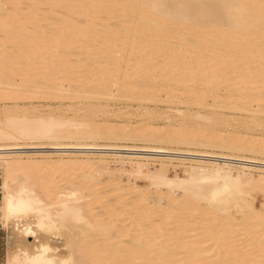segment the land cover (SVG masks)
I'll return each mask as SVG.
<instances>
[{
	"label": "bare ground",
	"instance_id": "1",
	"mask_svg": "<svg viewBox=\"0 0 264 264\" xmlns=\"http://www.w3.org/2000/svg\"><path fill=\"white\" fill-rule=\"evenodd\" d=\"M23 2L30 5V9L28 10L27 8L28 12L15 11L14 7L22 5ZM0 5L11 6L9 7L11 8L9 12H5L0 16V34H3L5 42L10 41V44H18L17 48L21 50L16 55L13 50L15 54L10 52L11 50L7 44L6 47L10 51H7L5 48L1 49L3 45L5 46V43L0 48V68L6 81H8L11 75H16L18 76L17 81L22 82L26 80L28 87L29 85H34V88L38 86L43 87L48 84L47 87L54 89L61 82L59 86L65 91L72 86L77 90L82 88L89 89L90 93L91 90L97 92L99 89V91H103L110 88V86L113 87V85L120 83L118 87L123 86V89L125 87L127 89L125 92L133 95L134 98L138 95L137 91H144L143 88H145L146 82L147 84L151 83V87L152 85L157 87L170 83L178 87L177 89L179 87L189 88L186 89L188 90L186 95L190 93L189 90L193 92L197 88L200 91L202 90L200 94H192L194 98L192 97L190 102L196 103L195 105L203 103L207 100L205 99L206 95L208 96L216 88L222 87L227 94L224 99L227 102L225 104L226 108L231 105V108L236 107L237 110L238 108L245 110L247 104L250 103L249 97L251 94H255L254 96H264V0H0ZM40 5L42 7L44 5L43 8L45 9L43 10L45 12H49L47 9L53 10L56 6L58 9L61 8L65 15L62 18L57 15L56 17H59V19L54 17L57 19V22H54L55 25L50 27V25L46 24L48 22L46 21L47 18L44 17L45 15L43 17L41 15L43 19L36 20L39 19L37 11H40ZM47 15L49 14L47 13ZM49 17L53 19L50 15ZM96 18L100 20L97 25L93 24V20ZM112 19H124L126 22L127 19H133L135 24L127 25L126 22H123L124 24L121 22L120 24V21L116 25L107 23V21ZM41 20L46 21V23L40 24ZM44 34H48V37H46L47 35L44 36ZM0 37L1 39L3 38L2 35ZM171 39L175 40L176 44L172 42L175 46L170 42ZM75 51L78 52V55H75L78 58L72 61V58L68 57L74 56ZM27 52L32 55L33 61L32 58H30L31 60L29 59L31 55ZM124 55L125 59L122 57ZM156 59L159 61H156ZM27 60L28 63L32 61L34 62L33 65L41 67V71L48 68V73L46 71L43 73L46 76L43 81L36 78L38 76L37 72L34 74L32 72L29 75L32 68L25 70L26 64H28ZM121 64H125L124 70L122 69L124 72L122 73L121 81L116 83L117 77H119L116 74ZM84 66H87V69ZM76 74H78V77H73ZM137 81L145 84L142 85L143 87L137 86ZM147 88H149L148 85L146 90ZM123 89L121 87V90ZM155 90L154 88L153 91ZM50 91L52 90L50 89ZM133 91L136 92L134 93ZM165 91L167 96V91L169 90ZM178 92L176 91L177 95H181ZM241 92L242 94L238 96L234 95V93L239 94ZM3 93L1 92L2 95L0 94V100H17L22 98L16 97L17 94L15 96L11 95V93L9 96H7L8 93L4 94V96ZM90 93L88 94L90 95ZM32 94L30 97H34ZM108 94L110 95V93ZM28 95L25 94V96ZM124 95L126 94L124 93ZM51 96L50 94L48 97ZM145 96L144 99H147L148 96ZM169 98L173 99V97ZM257 98L261 97H256V100L253 101L256 108L263 105V102H261L262 105L258 103L261 99ZM188 99L187 102H189ZM216 100H212L213 105H217ZM235 101H240V103L235 104ZM15 118L14 116L9 117L2 122L3 128L0 127V141L40 139L46 136L54 139L60 135V132L53 130L55 124L52 122H44L37 118L32 120H28L27 118H25L26 120H19ZM91 128L87 125L85 132L79 131V133H76L82 138H89V136L93 138L97 132ZM144 133L147 132L144 131ZM65 134L70 136L69 132ZM66 135L65 137H69ZM112 135L118 137L119 131L118 134L112 132ZM120 137H124V135ZM165 137H151V139H148L154 142L191 143L184 133H177L172 138ZM208 139L209 137H205L202 139L203 141L197 140L195 144L232 151L264 154V147L260 145V147H257L256 143L254 144L255 146L248 142V144L242 143V145H235L232 142H219L218 144L215 140L213 141L214 138H211L212 141ZM19 163L18 161H10L3 164V183L8 188L14 189L18 184H26L34 188L46 204L53 206L60 202L58 198L61 195L68 193L77 194L76 199L68 203L71 207L80 210L85 222L73 224L66 221L65 231L63 230V232L67 234L66 231L70 227L69 230L72 234H63L66 238L69 235L68 240L62 236L64 240H67L64 246L68 247V249H70L71 245L77 247L83 246L82 250L80 247L79 251H81L77 254L78 256L74 251L67 250L74 256L75 264H264V213L256 214L251 212L250 208V210L247 209L248 213L241 216L239 221H237L245 229L244 231L241 228L238 229L243 231H240L241 234L238 233L239 235L234 233L237 234V237H241L239 239H236V235L232 232L233 230L230 231V227L232 226L229 227L228 231H225L233 223L229 224L230 219L225 218L227 219L225 220L223 218L224 222H228L224 223L222 221L223 224L218 222L221 218L216 220L211 215L219 213L220 216V213H227L226 211L229 208L234 206L240 207L241 204H246L242 200L241 190L240 192L238 191V188L242 184V176L237 175L233 177L229 171V168H234L235 166L216 163L207 172L190 167L187 170L188 177L184 180L179 178L169 180L158 173H152L150 179L154 187H166V192L169 195L174 191H181L183 192L182 196L184 200L179 204L175 203L172 208L171 205L174 200L171 199L173 201L172 203H170L171 201L168 202V206L175 211H172L174 214L171 215L167 210L157 211V214H159L155 215V217L157 216L158 218L154 219L155 222L153 220L154 223L152 221V223H148L150 215H147V213L151 211L145 212L148 209L140 208L141 212H139V208L138 210L134 208V203L129 207V204L126 206L117 202L120 204L119 210L111 209L106 203L101 207L104 210L103 212L101 211V213L93 215V210L89 207L92 205H86L88 199L86 198V201H83L81 199L82 196L81 198L79 197V192L85 189L83 186H68L69 188L66 187V189L56 193H50L51 190L46 191L45 186L44 189L40 190L42 193L38 192L37 188L39 189L38 186L40 185H37L34 182L35 180L32 181V178L27 177V171L25 172L24 170L22 172L23 169L20 168ZM140 166L136 168L138 174ZM102 194L89 195L88 193L87 195L90 198L87 197L93 202V200H99ZM168 194L167 196L169 197ZM116 200H113V202ZM82 201L86 202V204L82 203ZM194 201H197V204L198 202L204 203L207 206L206 210L193 208L194 206L192 207L191 203ZM98 203L103 204L97 201ZM188 212H192V215L195 213L197 216L202 212L206 213L207 220L205 219V221L208 222L207 226L201 227L202 224L198 222V224H190L186 220L183 221L185 216L188 218L191 215V213L187 215ZM145 213L147 216H145ZM126 215L127 218L125 217ZM217 218L219 217L217 216ZM126 219L128 220L124 223L123 221ZM211 219H215L216 223H221L220 225L218 224L219 226L217 225L218 228H215L217 226H208L214 221ZM167 221H170V223ZM169 224L174 226V228L169 230H174L173 232L168 233V229H161L162 226L165 225L167 227L166 225ZM71 225H77L76 229L73 228V232ZM9 229L11 232L9 233L8 230L6 232H8L9 242L13 240V243H10L14 244L12 249L16 246L31 247L33 245L34 240L31 243L27 242L29 243L27 245L23 244L31 236L22 239L13 231L12 226ZM38 235L40 242H48L46 239L51 238L44 234ZM261 240H263L262 243H259L258 241ZM252 242H257V245H254ZM258 244L263 245L260 246ZM77 247L74 248L76 249ZM63 251L65 250L63 249ZM63 251L59 253L61 256L68 254L67 251Z\"/></svg>",
	"mask_w": 264,
	"mask_h": 264
},
{
	"label": "rangeland",
	"instance_id": "2",
	"mask_svg": "<svg viewBox=\"0 0 264 264\" xmlns=\"http://www.w3.org/2000/svg\"><path fill=\"white\" fill-rule=\"evenodd\" d=\"M23 3L22 5L20 4L14 7V10L22 12V13L26 12L27 8L29 10L30 5L29 4L27 5L26 2H23ZM9 7L8 5L7 7L4 5H0V12H1L0 16H2L1 14L5 12H9L11 9ZM43 7L41 6L39 8L40 11H37V17H39V19H36V20H40V18L43 19L42 17L45 15L44 17L47 18L46 21L49 24L43 20L40 21L41 22L40 24L46 23L47 25H50V27H52L55 25L54 22H57V19H55L54 17L58 15L59 17L62 18L64 17L63 15H65L63 14L64 12L61 10V8L58 9V7L56 6L53 8V10L47 9L49 10V12H45V10H43L45 8ZM47 13L51 17H53V19L50 18L49 15H47L48 16L47 17L46 16ZM59 17H56V18L59 19ZM99 18L94 19L93 24H96V25L99 24L100 22V20H98ZM132 20L127 19V22H126V20L124 19L123 20L122 19L121 20L112 19V20L107 21V23L116 25L120 21V24L121 22L122 23L126 22L127 25H133L135 23H134V20L133 22ZM0 35H2L3 37L2 39L0 37V43L3 41L0 44V48L2 44L5 43V46L3 45L1 48L2 50L3 48L7 49L9 47L11 51L9 49H7V51H10V52L14 51L16 55H18L17 52L21 51L20 48L19 50L17 48L18 44H15V45L14 43L10 44V41H8L9 43L5 42V38L3 34H0ZM46 35L44 34V36L48 37V34ZM171 40H170L171 43L174 42L176 44L174 39H171ZM174 43L172 44L175 46ZM6 44L8 47H6ZM19 47L21 46L19 45ZM14 52L13 54H15ZM77 53L78 52L75 51L74 56L72 57L69 56L68 58L70 59L72 58L71 59L72 61L77 60L78 56H75ZM122 57L123 59L126 58L125 55ZM30 58H32V55L29 56V59ZM33 59L34 58H32V61ZM158 59H156V61L160 60ZM32 61H29V63H28V60L26 61L28 63L26 65L27 66L29 65V66L28 67L26 66L25 70L26 69L30 70L32 68L30 70L31 73L28 72L29 75L32 74V72L33 74L37 72L36 74H38V76H36V78L41 79V81H43L46 78L45 74L43 73H45V71L47 72L48 68L47 69L45 68L43 71H41L40 70L41 67L39 66L37 67V65H33L34 62ZM87 66H84V67L86 68ZM120 66L121 67L119 68V70L120 69L121 70L120 71L118 70V73L116 74L119 76V77L116 76L118 78V79L116 78L117 79L116 83L121 81V76H122V73L124 72L123 70L125 68V64H121ZM0 71H1L0 72V83H1L0 84V94L1 92L2 93L5 92L3 93V95L4 94L6 95L8 93L7 96H9L11 93V95H14V96L17 94L16 97L18 96L22 97L21 99H17V100H5V99L0 100V127L3 128L2 122H4L5 119L9 117H13V116L16 117L15 119H19V120H26L25 118H27L28 120H32V119L37 118V119L43 120L44 122L48 121V122L54 123L55 127L53 128V130L60 132V135L62 133L61 136L58 135L59 137L54 138V139L53 138L50 139L48 136H46L40 139L32 138V139H15V140L0 141V182L4 181L3 164L5 162L18 161L20 162L19 163L20 168L23 169V170L21 169L22 172L24 170L25 172L27 171L28 176L27 174H25L27 177H29L30 179L32 178L31 179L32 181L35 180L34 182H36L37 185L39 184L41 187L43 186L42 188L38 186L39 187V189L37 188V190H39L38 192H41L40 190L44 189L45 186H46L45 187L46 191L51 190L50 193H53V192L56 193L58 191L66 189V187L69 188L70 186H73V185H78L79 187L83 186L85 189H83V191H80L81 193L79 192V197L81 198L82 196L81 199H83V201L84 200L86 201V198L88 199L86 201L87 204L86 202H83V201L82 203H85L87 206H89L90 204L92 205L89 207H91V209L93 210V211L91 210L93 215H97L101 213V211L103 212L104 210L101 207L104 206V204L106 203H107L106 205L109 206L111 209H116V210L120 209L119 208L120 204L118 203H121L122 205H126V206H128L129 204V207L131 204L134 203L136 205V207L134 205V208H136L137 210L139 208L138 210L139 212H141L140 208L148 209V210H145V212L151 211L147 213V215H150L149 216L150 219L147 218L149 219L148 220V223H149L151 221L153 222L154 219L156 220L158 218L157 216H156L157 218L155 217V215L159 214V213L157 214V211L159 212V211L167 210V212L171 213V215L174 214L172 212L174 210L168 206V202L171 201L170 203H172V201L174 200L171 205L173 208V205H175V203L179 204L180 202L184 200L182 196L183 192L181 191H174L169 195L166 192L167 191L166 187H163V186L154 187L150 179V175L152 173H158L159 175L169 180H173L175 178L184 180V179H187L188 177L187 170L190 167L199 169V171L207 172V170H210L213 167V165L216 163L226 164L229 166L236 167V168L235 167L229 168L231 176L233 177L237 175L240 177L242 176L241 177L242 184L238 188L239 189L238 191L240 192L241 190L242 200H244L246 204H241L240 206L241 208L239 206L238 207L234 206L235 208L234 207L229 208L226 211L227 213H224V212H223L224 214L220 213V216L222 217L219 216V213L218 214L213 213L211 214L213 218H216V220L221 218L222 219V220L220 219L221 221L218 220V222H221V223L224 222L223 218L230 219L229 224L231 222L233 223H231L225 231H228L229 227L232 226L230 227V231L233 230L232 231L233 234L234 233L241 234V232L245 230L244 228L241 227L242 225H239L241 223L239 222L237 223V221H239V218L241 216L246 215L248 213L247 211L250 209H251L250 210L251 212L256 213V214L264 213V181H263L264 180V166L262 167V165H264V154H254V153H249L245 151H232V150L218 148V147H205V146H200V145L195 144V141L197 140L200 141L204 139L205 137L206 138L209 137L210 139V140L208 139L209 141H212L211 138H214L213 141L215 140V142L218 144L219 142H222V143L232 142L235 145H242V143L246 144L248 142L250 144L252 143V145L256 143L255 145L257 147L259 145L261 147H264V107H263L264 96L263 95L254 96L255 94L254 95L251 94L249 97L250 103L247 104V107H245V110H242L239 108L237 110L236 107L231 108L230 107L231 105L229 107L227 106L226 108L225 104H227V102L224 99L226 98L225 96L227 94L222 87H218L219 89L216 88V90H214L215 93L212 92V94L210 93L208 94V96L206 95L205 99L207 100H205L203 103L201 102V104L195 105L196 103L190 102L192 97L194 98L192 94L194 93L200 94L202 90L200 91L198 90V88L195 89L196 91L194 90V92L189 90L190 93L186 95V93L188 92V90L186 89H189V88L179 87V89H177L178 87H176L175 85L174 87L170 83L168 85L165 84L166 86L165 85L157 86L158 87L157 88L155 85H152L151 87L150 86L151 83L147 84V82L144 81L146 82V85L144 86L145 88H143L144 89L143 92H141V90L139 89H138L139 91L137 92L133 91L134 93L136 92L138 94L137 96H135L136 98L135 99L133 95L125 92L127 91L125 87L123 89V86H121L123 90H121V87H118L120 86V83L113 85V87L110 86V88H108L107 90H103V91L102 90L99 91V89L97 90V92L91 90V93L95 94V95H92L89 89L86 90V88L84 89L82 88V89L77 90L73 88L72 86L68 88V90L70 91L67 90L68 91L67 92L61 89V86H59L61 82L58 83L59 87L57 86L54 88L55 90L53 88L47 87L48 84L44 85L43 87L38 86L34 88V85L33 86L29 85L28 87L26 80L19 82L17 81L18 76L16 75L15 76L11 75L8 78V81H6L4 78L5 76H3V72L1 68H0ZM77 75L78 74L74 75L73 77ZM13 79L14 81L11 82V80ZM134 80H137V79H134ZM139 82L137 86H142L145 84V83H141V82L139 83ZM147 85L149 88H147L146 90ZM153 87L156 89L155 91H153L154 90ZM11 89L12 90L14 89L13 92ZM50 89L52 91H50ZM35 90L37 91L35 92ZM165 90H169L167 91V96H166ZM46 91L48 94L46 93ZM104 91H107V92H104ZM176 91L177 92L179 91L180 93L178 92V94H181V95H177ZM31 92L32 93L35 92V93L32 94ZM57 92L58 94H56ZM59 93H60V96H59ZM88 93H90V95ZM108 93H110V95ZM124 93L126 95H124ZM25 94H29V95L25 96ZM31 94L34 97L31 96L32 97L31 98L30 97ZM50 94L52 96L48 97L50 96ZM172 94L174 95L172 96ZM240 94H242V92L239 94L234 93V95L236 96ZM145 95L148 96L147 99H144L146 97ZM214 96H215L214 98L215 100L216 99L218 100V98H220L218 101L216 100L217 105L212 104V100L214 101L213 99ZM251 96H252V99H251ZM47 97L48 99H46ZM169 97H173V99H170ZM256 97H261V98H257V99H261L260 102H258L259 104L263 102V105L262 103H261L262 106L260 105L261 107H258V108L255 107L254 105L255 102L253 103V101L256 100L255 99ZM186 98L187 99L190 98L188 99L189 102H187ZM234 103L239 104L240 101H235ZM87 125L90 128L92 127L91 129L97 132V133L94 132L96 134H94L95 136H93V138L91 136H89L90 139L88 137L82 138L81 136L77 135L79 131L85 132V130H87ZM67 131L69 132L70 136L68 134L67 135L65 134V133H68ZM118 131H119V135H118L119 138L117 136L114 137V135H112V132L118 134ZM144 131L147 133H144ZM127 132L128 134L131 133L132 135L126 134ZM136 132L137 134H135ZM177 133H184L185 137L186 138L188 137V141L189 142L191 141V143L190 144L189 143L179 144V143H170V142H154V141L149 140L151 139V137H160V136L162 138H164L165 136H166L165 138H168V137L172 138L174 137V135L176 136ZM65 135L69 137H65ZM121 135H124V137H120ZM234 140L238 144L233 142ZM139 165H141L140 166L141 168H139L140 171L138 174V170L136 168H138ZM161 168L162 170H160ZM18 175L19 173L17 174V177ZM22 175H24V173H22ZM142 175H146L147 177L142 176ZM92 189L94 190L93 193H92L93 191ZM121 191L122 193H120ZM86 192L87 194L89 193V195L99 194V193L100 194L103 193V194L101 195L99 199L100 201L97 199V200H93L92 202L90 201L89 199L90 197L89 195L86 194ZM166 193L169 195V197L167 196ZM118 194L121 198L120 197L118 198ZM113 200H116V201L113 202ZM97 201L102 202L103 204L101 205L100 203H98L99 204L98 205ZM196 202L197 201H194L193 202L194 204L191 203L192 207L194 206L193 208L206 210L207 206L204 203L198 202L197 204ZM138 203L139 205L137 206ZM166 205L168 206V208ZM93 206L96 208H94ZM188 213L187 215H190V213L191 215L188 216V218L187 216H185L186 218L184 217V219L182 218L183 221L186 220L190 224L199 223V224H202L201 227L205 226L208 223L207 221H205L206 216H207L205 215L206 213L204 214V212H202L201 214H199L200 216L199 215L197 216L195 213H193L195 215L194 216L192 215V212H188ZM215 214H216V217H215ZM147 215L145 213V216ZM217 216L219 218H217ZM125 217L127 218V215ZM177 218H180V217H177ZM201 218H203L204 220ZM123 219H124V216H123ZM127 220L128 219L124 220L123 222L125 223V221ZM211 220H214V221H212L211 224H209L208 226L211 225L215 227L218 224L219 225L221 224V223H216L217 221L215 222V219H211ZM170 221H167V222L170 223ZM76 226L77 225L75 226L71 225L72 232H73V228L76 229ZM166 226L167 227H165V225L162 226L161 229L165 228L166 230L168 229L169 231L170 229L174 228V226L171 224L166 225ZM218 226L215 228H218ZM10 227L11 226L9 225L7 229L0 228V264H5V260H6L8 253L14 249V248L12 249V246L14 244H10V243H13V240H10L9 242V238L7 235L8 232H6L7 230L9 231V233L11 232V230L9 229ZM240 228L243 229V231L238 230ZM69 229L68 231H66V233L70 235L72 233ZM173 231L174 230L169 231L168 233L173 232ZM63 234L65 233L62 231L60 235L61 238L53 239V241H51L52 238H47L48 240L46 239V241L48 242L50 241L52 243L51 244L49 242L52 246H56L57 248H60V249L62 247L60 253H62L64 249L63 248L64 244L67 242L69 238V235L66 238V236L65 237L63 236ZM237 234H234L236 235V239L241 238L239 236L237 237ZM62 236L66 238L67 240L65 239L66 240L65 241ZM62 239L64 240V242ZM32 240H33L32 237L27 238L23 244L27 245L29 244L27 242L31 243ZM262 241L263 240L258 241V242L262 243ZM263 244H264V241H263ZM254 245H257V242L254 243ZM74 247H77V246L71 245L70 249H68V247L66 248L68 249V251L70 250L74 251L76 255L83 249L82 248L83 246L81 247V245L78 246L76 249ZM80 247H81V250L79 251Z\"/></svg>",
	"mask_w": 264,
	"mask_h": 264
},
{
	"label": "clouds",
	"instance_id": "3",
	"mask_svg": "<svg viewBox=\"0 0 264 264\" xmlns=\"http://www.w3.org/2000/svg\"><path fill=\"white\" fill-rule=\"evenodd\" d=\"M76 195H61L60 202L53 206L46 204L35 189L26 184L10 189L0 182V228L7 229L11 224L18 237L26 239L31 236L34 240L31 247L16 246L11 250L5 264H75L71 253L61 256L60 248L49 242H40L38 234L59 239L66 221L73 224L85 222L80 210L68 203L75 200ZM64 250L68 249L64 246Z\"/></svg>",
	"mask_w": 264,
	"mask_h": 264
}]
</instances>
